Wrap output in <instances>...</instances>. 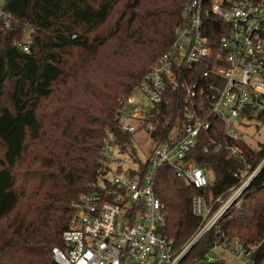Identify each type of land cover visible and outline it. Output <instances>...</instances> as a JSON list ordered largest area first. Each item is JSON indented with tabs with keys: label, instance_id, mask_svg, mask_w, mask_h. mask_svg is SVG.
I'll use <instances>...</instances> for the list:
<instances>
[{
	"label": "trees",
	"instance_id": "obj_1",
	"mask_svg": "<svg viewBox=\"0 0 264 264\" xmlns=\"http://www.w3.org/2000/svg\"><path fill=\"white\" fill-rule=\"evenodd\" d=\"M185 2L5 0L0 5L13 17L10 28L0 29V264H57L52 250L63 245L73 204L99 176L103 140L111 132L123 147L130 143L133 134L120 131L119 110L169 50ZM29 31L32 44L25 52L18 44ZM161 110L163 126L176 107ZM212 121L210 136L223 138V125ZM240 146L256 168L264 148L255 151L243 141ZM188 159L211 167L216 180L197 190L168 165L159 170L155 191L165 205L164 233L177 249L201 226L193 198L225 193L244 167L217 151L207 136ZM220 227V235H205L183 263L196 264L217 240L262 241L264 169ZM253 258L264 264V242Z\"/></svg>",
	"mask_w": 264,
	"mask_h": 264
},
{
	"label": "built area",
	"instance_id": "obj_2",
	"mask_svg": "<svg viewBox=\"0 0 264 264\" xmlns=\"http://www.w3.org/2000/svg\"><path fill=\"white\" fill-rule=\"evenodd\" d=\"M13 17L0 9V29L10 28ZM32 31L18 44L30 51ZM143 95L152 107L135 106V94ZM175 104L176 111L163 123L161 107ZM153 110H156L153 113ZM264 116V0H186L181 20L169 50L151 66L119 110L120 131L137 129L123 123L141 122L151 134L154 149L139 171L115 169L114 153L122 146L108 132L100 153L101 168L96 181L73 204L75 212L62 247H54L57 264H184L192 247L205 235H220V223L240 207L253 181L264 169V158L253 168L243 152L241 137L232 123L238 117ZM221 123L223 138H212L213 121ZM163 127V129H162ZM167 128V130H164ZM211 138L217 151L240 160L244 167L235 173L237 183L219 196L197 195L193 213L201 226L182 248L164 233L165 205L155 191L162 166L168 165L197 190L207 189L206 167L188 157ZM260 243L217 240L196 264L217 261L213 250L233 254L245 264H257L254 254Z\"/></svg>",
	"mask_w": 264,
	"mask_h": 264
},
{
	"label": "rangeland",
	"instance_id": "obj_3",
	"mask_svg": "<svg viewBox=\"0 0 264 264\" xmlns=\"http://www.w3.org/2000/svg\"><path fill=\"white\" fill-rule=\"evenodd\" d=\"M5 0H0V5L4 4ZM135 106L143 109L142 107H152V104L141 94H135ZM123 123L131 125L137 129L132 135L130 143L126 144L123 149L121 147L114 153L115 162L113 167L120 168L123 172L139 171L143 165L148 161L153 149L154 144L151 134L141 127V122L133 120H122ZM233 128L237 131L242 141L245 142L251 149L260 151L264 148V120L261 119H245L238 117L232 123ZM209 174V181L214 183L216 174L211 167H206ZM217 261H224L226 264H245L240 261L233 254L225 253L221 249L213 250L210 253Z\"/></svg>",
	"mask_w": 264,
	"mask_h": 264
},
{
	"label": "water",
	"instance_id": "obj_4",
	"mask_svg": "<svg viewBox=\"0 0 264 264\" xmlns=\"http://www.w3.org/2000/svg\"><path fill=\"white\" fill-rule=\"evenodd\" d=\"M156 110H153V113L155 112Z\"/></svg>",
	"mask_w": 264,
	"mask_h": 264
}]
</instances>
